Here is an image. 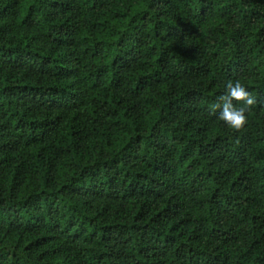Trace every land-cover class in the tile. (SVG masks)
<instances>
[{
    "label": "trees",
    "instance_id": "obj_1",
    "mask_svg": "<svg viewBox=\"0 0 264 264\" xmlns=\"http://www.w3.org/2000/svg\"><path fill=\"white\" fill-rule=\"evenodd\" d=\"M0 264H264V0H0Z\"/></svg>",
    "mask_w": 264,
    "mask_h": 264
},
{
    "label": "clouds",
    "instance_id": "obj_2",
    "mask_svg": "<svg viewBox=\"0 0 264 264\" xmlns=\"http://www.w3.org/2000/svg\"><path fill=\"white\" fill-rule=\"evenodd\" d=\"M225 87L226 93L211 105L210 111L215 113L219 109V120L230 129L240 131L248 122L246 113L256 104V98L239 80L227 81ZM233 101L239 102L241 106H234Z\"/></svg>",
    "mask_w": 264,
    "mask_h": 264
}]
</instances>
